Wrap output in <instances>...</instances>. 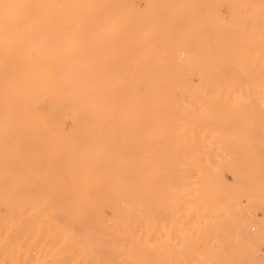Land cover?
Returning a JSON list of instances; mask_svg holds the SVG:
<instances>
[{"label": "rangeland", "instance_id": "1", "mask_svg": "<svg viewBox=\"0 0 264 264\" xmlns=\"http://www.w3.org/2000/svg\"><path fill=\"white\" fill-rule=\"evenodd\" d=\"M0 264H264V0H0Z\"/></svg>", "mask_w": 264, "mask_h": 264}, {"label": "bare ground", "instance_id": "2", "mask_svg": "<svg viewBox=\"0 0 264 264\" xmlns=\"http://www.w3.org/2000/svg\"><path fill=\"white\" fill-rule=\"evenodd\" d=\"M21 85H22V81H20V80H17V82H16V87H17V89H16V94H17V98L18 99H23V98H29V97H27L28 95H27V92H25L24 91V89L21 87ZM21 99V100H22ZM28 101V100H27ZM83 242V241H82ZM94 248V247H93Z\"/></svg>", "mask_w": 264, "mask_h": 264}]
</instances>
